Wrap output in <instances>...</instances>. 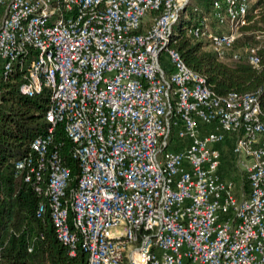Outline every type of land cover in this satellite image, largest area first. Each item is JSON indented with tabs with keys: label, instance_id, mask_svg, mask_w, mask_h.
Returning a JSON list of instances; mask_svg holds the SVG:
<instances>
[{
	"label": "built area",
	"instance_id": "1",
	"mask_svg": "<svg viewBox=\"0 0 264 264\" xmlns=\"http://www.w3.org/2000/svg\"><path fill=\"white\" fill-rule=\"evenodd\" d=\"M255 1L193 6L185 32L239 60L233 45ZM190 2L0 0V77L18 63L22 93L48 89V131L63 122L79 170L70 186L48 133L32 142L36 165L17 166H29L26 180L48 169L57 237L71 254L81 241L86 264H264L261 88L217 94L184 61L171 37ZM254 36L244 52L258 67L264 28ZM230 137L244 185L224 175Z\"/></svg>",
	"mask_w": 264,
	"mask_h": 264
},
{
	"label": "trees",
	"instance_id": "2",
	"mask_svg": "<svg viewBox=\"0 0 264 264\" xmlns=\"http://www.w3.org/2000/svg\"><path fill=\"white\" fill-rule=\"evenodd\" d=\"M211 2L202 0L207 9ZM252 6L259 7L256 16L242 27L233 49L244 50L246 45L256 43L254 30L264 28V0H256ZM182 18L174 26L172 46L192 69L204 76L207 86L217 94L261 88L260 119L264 123V47L257 51L259 67H254L245 57L225 62L213 50L205 48L202 40L193 41L186 35L188 23H183ZM25 66L14 63L0 77V264H86L88 253L81 241L76 242L75 253L71 254V246L57 237L50 215L49 195L45 192L48 169L41 168L39 176L31 173L26 180L29 166H17L18 161L28 157L36 165L39 154L32 142L37 136L48 133L51 135L48 151L56 150L71 168L70 186L75 183L79 170L78 160L73 155L74 142L63 122H57L53 130L48 131L51 124L46 118L50 103L48 89L34 95L20 91L26 79ZM41 203L45 209L38 215ZM72 215L69 209L68 221L73 228Z\"/></svg>",
	"mask_w": 264,
	"mask_h": 264
},
{
	"label": "rangeland",
	"instance_id": "3",
	"mask_svg": "<svg viewBox=\"0 0 264 264\" xmlns=\"http://www.w3.org/2000/svg\"><path fill=\"white\" fill-rule=\"evenodd\" d=\"M193 6H198V7L204 8L202 0H191L190 4L186 8V11L184 12V15L182 16L183 18L181 20L183 21V23L190 24L189 23V19H191L190 20L191 22L193 21L192 20V16L195 17V15H196L195 12L193 11ZM202 41H203V44H204L205 48L211 49L208 46V44L205 42V40H202ZM234 50H237V51H239L242 54L243 57L241 56L239 58V60L243 59L245 57V52H244L243 49L234 48ZM231 52H232V50L229 51V53H231ZM229 53L225 56L226 58L224 60L223 59L222 60L225 61V62H228V63H232L233 60L229 59V57H230ZM232 142H233V139L230 137L223 143V146H222V148L224 150V157H223L222 165H223V170L226 173L224 175L234 178V180L236 181V183L238 185H240V184L244 185L246 183V181H245V175H244V171H243V166L237 164L235 158L233 157V155L231 153Z\"/></svg>",
	"mask_w": 264,
	"mask_h": 264
}]
</instances>
